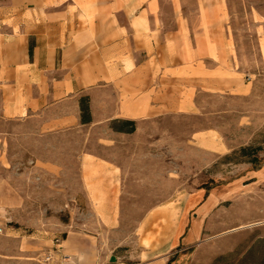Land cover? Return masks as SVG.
I'll use <instances>...</instances> for the list:
<instances>
[{
  "label": "crops",
  "instance_id": "crops-1",
  "mask_svg": "<svg viewBox=\"0 0 264 264\" xmlns=\"http://www.w3.org/2000/svg\"><path fill=\"white\" fill-rule=\"evenodd\" d=\"M249 1L243 5L261 39L264 0ZM238 4L0 0V119L35 125L42 137L74 131L85 136L70 161L77 176L59 191L56 213L68 217L59 229L61 238L47 223L22 218L39 210L48 220L52 198L39 194L44 202L38 207L31 202L36 192L20 193L14 208L18 226L0 227V264H181L171 250L148 260L143 253L137 260L109 253L108 227L98 217H108L116 226L122 198L118 182L129 165L118 153L132 151L117 141L135 133L114 125L134 121L138 132L151 122L195 112L204 91H243L234 26ZM83 96L89 98L87 123L81 120ZM5 135L0 131V155ZM205 143L211 150L220 148L213 139L205 138ZM31 162V172L54 165ZM61 166L70 165L62 161ZM77 216L87 219L77 221ZM247 227L264 239V222Z\"/></svg>",
  "mask_w": 264,
  "mask_h": 264
},
{
  "label": "rangeland",
  "instance_id": "rangeland-1",
  "mask_svg": "<svg viewBox=\"0 0 264 264\" xmlns=\"http://www.w3.org/2000/svg\"><path fill=\"white\" fill-rule=\"evenodd\" d=\"M237 1L236 59L245 89L199 93L195 112L151 122L117 141L132 151L118 153L129 165L118 182L122 198L116 226L108 217H98L108 227L109 253L125 260L143 253L148 260L171 250L181 264H264V239L257 238V229H247L264 222V37L259 39L244 8L250 1ZM31 126L0 119V131L6 134L0 155V227L18 226L14 208L20 193L36 192L31 202L38 207L44 202L38 195L45 193L53 205L48 220L39 210L22 218L47 223L58 239L68 220L56 213L59 191L77 176L70 161L85 136L74 131L42 137ZM205 138L219 150H211ZM246 146L263 147L257 166L240 153ZM32 160H49L53 169L31 172ZM62 161L70 166L62 167Z\"/></svg>",
  "mask_w": 264,
  "mask_h": 264
},
{
  "label": "trees",
  "instance_id": "trees-1",
  "mask_svg": "<svg viewBox=\"0 0 264 264\" xmlns=\"http://www.w3.org/2000/svg\"><path fill=\"white\" fill-rule=\"evenodd\" d=\"M80 107H81V120L83 123H87L91 121V113L89 108V98L88 96H83L80 99ZM114 128L125 130L126 132H134L136 130L135 122L134 121H128V120H122L119 121L117 124L114 125ZM263 150V147L261 146H246L242 147L240 149V153L244 156H247L249 159L248 161L252 163L254 166H257V164L260 161L259 158V151Z\"/></svg>",
  "mask_w": 264,
  "mask_h": 264
},
{
  "label": "water",
  "instance_id": "water-1",
  "mask_svg": "<svg viewBox=\"0 0 264 264\" xmlns=\"http://www.w3.org/2000/svg\"><path fill=\"white\" fill-rule=\"evenodd\" d=\"M112 260H115V257H113Z\"/></svg>",
  "mask_w": 264,
  "mask_h": 264
},
{
  "label": "built area",
  "instance_id": "built-area-1",
  "mask_svg": "<svg viewBox=\"0 0 264 264\" xmlns=\"http://www.w3.org/2000/svg\"><path fill=\"white\" fill-rule=\"evenodd\" d=\"M49 258V257H48Z\"/></svg>",
  "mask_w": 264,
  "mask_h": 264
}]
</instances>
